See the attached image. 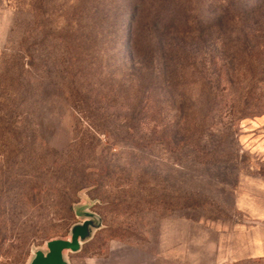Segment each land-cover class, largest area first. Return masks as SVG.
<instances>
[{"label": "rangeland", "instance_id": "rangeland-1", "mask_svg": "<svg viewBox=\"0 0 264 264\" xmlns=\"http://www.w3.org/2000/svg\"><path fill=\"white\" fill-rule=\"evenodd\" d=\"M245 4L0 0V264L89 201L103 227L69 264H229L237 191L264 178V1Z\"/></svg>", "mask_w": 264, "mask_h": 264}, {"label": "crops", "instance_id": "crops-1", "mask_svg": "<svg viewBox=\"0 0 264 264\" xmlns=\"http://www.w3.org/2000/svg\"><path fill=\"white\" fill-rule=\"evenodd\" d=\"M237 191V246L229 248V264H264V178H248Z\"/></svg>", "mask_w": 264, "mask_h": 264}, {"label": "water", "instance_id": "water-1", "mask_svg": "<svg viewBox=\"0 0 264 264\" xmlns=\"http://www.w3.org/2000/svg\"><path fill=\"white\" fill-rule=\"evenodd\" d=\"M94 204L89 201L76 208V216L82 218V222L72 226L69 238H54L45 243L44 249H34L28 264H69L68 254L79 252L103 227L102 218L90 211Z\"/></svg>", "mask_w": 264, "mask_h": 264}, {"label": "trees", "instance_id": "trees-1", "mask_svg": "<svg viewBox=\"0 0 264 264\" xmlns=\"http://www.w3.org/2000/svg\"><path fill=\"white\" fill-rule=\"evenodd\" d=\"M225 1V3H227V5H229V10L230 9H232V8H234V7H240V8H242V11H241V15H243V14H248L247 13V9H248V4H245V2H247V1H249V0H241V2H240V0H224ZM251 1V0H250ZM253 1V0H252ZM264 1V0H263ZM239 2V3H238ZM259 4H262V1L260 2L259 1ZM141 10H139V11H137V15H139ZM158 23H160V22H158ZM157 26H159V24L157 25ZM166 26V25H165Z\"/></svg>", "mask_w": 264, "mask_h": 264}]
</instances>
